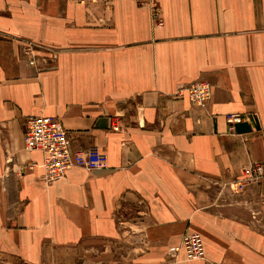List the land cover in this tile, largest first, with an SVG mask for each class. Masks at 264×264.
<instances>
[{"label":"crops","instance_id":"1","mask_svg":"<svg viewBox=\"0 0 264 264\" xmlns=\"http://www.w3.org/2000/svg\"><path fill=\"white\" fill-rule=\"evenodd\" d=\"M155 2L161 25L135 0H0V264H264L260 189L232 185L264 174V0ZM37 115L106 168L45 183ZM188 233L203 259L167 254Z\"/></svg>","mask_w":264,"mask_h":264},{"label":"built area","instance_id":"2","mask_svg":"<svg viewBox=\"0 0 264 264\" xmlns=\"http://www.w3.org/2000/svg\"><path fill=\"white\" fill-rule=\"evenodd\" d=\"M96 1V0H93ZM113 1V0H105ZM139 4H151L153 16L157 25L162 21L158 17V9L155 0H135ZM36 45L27 43L22 48L25 62L35 66L37 56ZM185 92L189 101L197 106L203 107L211 98V85L207 82H194L181 89ZM233 122H239L237 116H233ZM24 146L28 151H38L42 154V179L49 184L62 179L72 167H80L89 171L102 170L106 168L105 157L95 148L90 147L86 151H75L72 149L66 130L61 121L52 116L37 115L31 117L24 132ZM36 164L31 165L35 167ZM254 184L260 189L261 202L264 209V174L260 164L254 163L243 170V176L232 185L237 191H243L247 185ZM182 251L184 260L194 261L203 259L205 256L202 237L198 233L184 234L180 245L168 249V255L175 257Z\"/></svg>","mask_w":264,"mask_h":264},{"label":"rangeland","instance_id":"3","mask_svg":"<svg viewBox=\"0 0 264 264\" xmlns=\"http://www.w3.org/2000/svg\"><path fill=\"white\" fill-rule=\"evenodd\" d=\"M237 193H242V192L240 191V192H237ZM237 195H240V194H237Z\"/></svg>","mask_w":264,"mask_h":264},{"label":"bare ground","instance_id":"4","mask_svg":"<svg viewBox=\"0 0 264 264\" xmlns=\"http://www.w3.org/2000/svg\"><path fill=\"white\" fill-rule=\"evenodd\" d=\"M73 168V167H72Z\"/></svg>","mask_w":264,"mask_h":264}]
</instances>
